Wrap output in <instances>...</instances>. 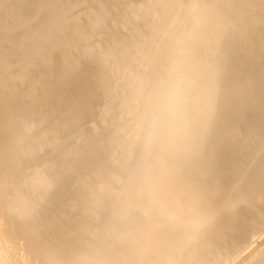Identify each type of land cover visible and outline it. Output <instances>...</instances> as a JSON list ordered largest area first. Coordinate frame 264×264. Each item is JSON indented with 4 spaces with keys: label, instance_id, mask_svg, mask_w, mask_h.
Masks as SVG:
<instances>
[{
    "label": "bare ground",
    "instance_id": "bare-ground-1",
    "mask_svg": "<svg viewBox=\"0 0 264 264\" xmlns=\"http://www.w3.org/2000/svg\"><path fill=\"white\" fill-rule=\"evenodd\" d=\"M70 1L0 0V264H231L240 255L239 251L246 252L240 250L238 237L246 235L245 241H251L264 227V62L257 63L258 58L264 55V49L255 52L259 44L264 47V27L256 30L259 33L257 39L249 40L246 47L241 45L244 34L264 21V0H246L244 4H240L242 0H209V10L202 7V0H168L176 6L197 9L194 19L187 23L190 28L188 41L175 43H178L175 53L180 56L175 67L183 66L176 69L183 75L187 90L192 84L188 92L194 101L204 94V99H207L201 109L203 115L190 117L185 125L175 124L168 115L164 118L165 114L158 117V125L154 128H180L185 135L190 134L192 142L189 145L177 142L171 165L159 168L153 181L148 176L131 180L125 198L127 202L121 208L112 207L110 200L125 176L123 165L118 169L113 167L116 165L112 159L113 149L108 151L112 165L103 163L98 157L94 160L96 167L93 172L76 174L71 182L66 181L57 189L52 188L50 178L25 180L23 176L25 170L21 162L30 161L26 162L27 170L35 161L32 156L36 143L53 139L54 132L47 126V121L55 107L61 108L60 100L55 107L50 104L43 111L33 107L35 89L31 90L30 86L29 94L20 96L24 79H34L25 55L30 49L55 51L74 41L82 43L79 42L80 37L86 32L77 34L70 30L71 21L63 22L66 12L62 8L69 7ZM75 1L73 6L83 7L81 2L86 0L78 1L82 6ZM117 1L121 6L124 3V0ZM129 2L125 0L128 6ZM254 2L260 4L262 12H250L255 9ZM109 5L110 0H105L100 1L97 7L91 6L93 13L87 9L90 11L87 14L99 16L101 20L98 23L94 18L90 21L96 23H90H101L100 27H103L107 17L117 19L118 15L122 17L125 14L119 10L115 16ZM239 8L241 11L237 13ZM77 13L75 17L80 11ZM144 13L139 12L138 16ZM159 15V18L157 15L153 18V33L160 37L174 33L176 15L171 18ZM84 21L75 19L72 22L80 23L77 28L83 30L88 24ZM126 21L128 26L136 23L133 18ZM202 22L207 23L210 29L203 27ZM219 24L222 30L215 33ZM63 26L68 30L62 31ZM105 26L110 28L111 25ZM112 27L113 32L117 30L114 25ZM96 28L98 26L94 27V32ZM100 33L95 34L98 36ZM105 38L99 42L107 41ZM106 41L103 44L106 45ZM78 43L77 48L80 47ZM10 46L17 47L18 54L22 56H15ZM94 53L91 55L97 54ZM79 57L78 50L77 56L66 64L68 74L58 83L59 86L88 75ZM258 64L263 67L258 68ZM156 90L158 92L147 101L157 107L162 105V94L165 97L171 93L167 85L159 84ZM47 92V89H41L45 96ZM60 94V91H55L52 96L57 98ZM219 94H226L219 101L223 105L221 117L233 123L236 116H229L227 112L243 107L245 112L237 116L240 120L245 116L251 119L245 122L244 129L236 130L233 135L230 129H219L215 120L213 109L216 103L213 98L217 99ZM153 116L154 112L149 113L144 106L140 119L135 123L148 118L150 121ZM246 134L247 140H241ZM150 136L147 130L139 134L141 142L145 143H150ZM163 136L159 144L163 146L161 155L164 157L171 144L162 139ZM222 138L227 141L223 145L227 146L226 152L231 153L230 156L213 154L212 143ZM75 150L82 158L87 156L83 144L76 145ZM222 157L225 161L221 160ZM122 160H126L125 155ZM194 172L199 173L195 178L192 177ZM113 179L117 183H111ZM192 179H195L194 184ZM105 180L110 184L101 195ZM35 181H40L41 186H36ZM27 193L28 198L25 199ZM42 195L51 209L39 219L34 209L36 211L38 205L36 198ZM25 201L30 202V210L25 207ZM256 216L260 222L254 223L251 219H257ZM22 217L36 220V228L18 221ZM38 226H42L44 237L38 233ZM39 246L46 248L33 251ZM263 247H257L261 248L257 252L252 249L255 255L248 250L246 254L252 255L250 260L247 261L245 254L246 262H243V256L239 260H243L242 264H264Z\"/></svg>",
    "mask_w": 264,
    "mask_h": 264
},
{
    "label": "rangeland",
    "instance_id": "rangeland-1",
    "mask_svg": "<svg viewBox=\"0 0 264 264\" xmlns=\"http://www.w3.org/2000/svg\"><path fill=\"white\" fill-rule=\"evenodd\" d=\"M71 1L70 5L72 6V9L74 7L75 13L78 11H80V13L82 11V13H79V15L75 17L78 13L75 14L74 10L69 9V7L71 8L70 5L69 7L62 8L66 12L63 22L69 23L71 21L69 25L70 30L76 31L77 34L86 32V34L83 35H87V37H80L79 40V42L82 41L83 44L80 42V45L78 41H76V43L74 41L75 44L73 42H71L73 44H70L74 45L73 47L66 45L62 50L55 51L48 50L39 52L36 49H30L25 55L28 66H31V70H33L34 79H24V83L22 82L21 84H24L21 88L23 92L20 96L23 97L25 93L29 94L28 88L30 86L31 90L35 89L34 98L36 104L33 101V107L43 111L47 105L53 104L55 107L56 102L60 100L61 105L59 107L61 108L55 107L54 113L47 121V126L50 129H53V139H51L50 142L36 143V148L33 150L35 156H32V159L35 161L34 163H31L32 166L27 170L26 162L30 161L23 160L21 162V165L25 170V172L23 171V176L25 180H29L32 177L35 180H45L46 178H50L51 183H53L52 188L57 189L59 185L64 184V182H71L76 174L83 175L86 171L93 172L96 167L94 160L98 157L100 160H103V163L112 165V163L109 162L108 151L113 149L114 154L112 155V159L116 162V165H113V167L116 166L115 168L118 169L123 165L125 169L122 172L125 176L123 178L124 181H120L118 191L115 195L111 196L110 200L112 207L121 208L122 205L127 202L125 198L127 197V190L131 180H138L148 176L149 179L153 181L154 175L159 168L164 165H171L175 153V144L183 141L189 145L192 142L189 137L190 134L185 135V131L180 128L174 129L169 126L168 127L172 130H167L163 127H161L160 130H157L159 126L154 128L158 125L156 122L158 117L165 114L164 118L168 115L175 124L178 122L181 125H185L190 117L197 118L198 116L203 115L201 109L204 107L203 102L207 99H204L206 95L203 92L204 95H201L202 97H198L194 101L193 96L188 92L192 87V84L188 85L187 90V86L184 85V82L182 81L183 75L179 73L178 69H176L182 68L183 66L178 65V67H175V62L180 57L175 53V46L178 44L175 43L179 40L180 42L188 41L190 28L187 27V23L194 19L197 9L195 7H186L185 5L176 6L174 2L171 3L168 0H128L130 1L129 6L126 4L128 2L125 3L124 0L123 7L121 4H119L120 6L117 4L119 3L118 1L115 2L116 0H110V11L115 15L118 12L120 13L119 10H123L121 11V14L125 12L126 16L125 14H122L125 16H122V18L117 14L118 16L115 15L117 16V19L116 17L113 19L112 16L107 17L106 21L103 23V27H100L101 23L99 25H94L98 22L99 16H93V14L91 16L87 14L90 12H87V9L91 10V13H93L91 8L94 6L97 7L96 5H100V1L105 0H94V3L93 0H90L91 2H88L90 6L87 3L88 0H84L85 2H81L83 3V7L73 6L72 3L74 0L72 3ZM76 1L75 4L78 6L81 5L78 4L81 0ZM208 2L209 0H202V7L206 10H209ZM245 2L246 0H242L240 4H244ZM91 3L94 5L92 6ZM87 5L88 8H85ZM259 5L260 4L257 2H254L253 7H255V9L250 12H262V8L259 7ZM66 8L67 11L65 10ZM240 11L239 8L237 13ZM126 12H128L129 15H127ZM139 12L145 13L138 16ZM159 13L167 18L176 15L177 23L174 29L175 32L173 31L174 33L163 35L162 37L156 32L153 33L154 30L151 29L153 18H155L156 15L157 18H159ZM72 18L73 20H85L84 23L87 21L86 23L88 24L86 25H89L88 27L91 26L90 29H87V26L83 29L84 31L82 28H77L80 23L72 22ZM94 18L96 22L93 20V22L90 21ZM127 18H133L136 22L134 26H128L129 23L125 24L127 23ZM123 21L125 22L123 23ZM90 22L95 23L92 24ZM99 22H101V20H99ZM89 23L94 27L98 26L99 29L96 28V31L94 32V27ZM105 25L111 26L109 28ZM112 25L115 26V29L117 28L114 32L112 30V28H114ZM201 25L210 29L205 22H202ZM263 27L264 21H261L260 24L258 23V27H254L246 32L241 40L242 48L247 46L249 40L257 39L259 33H257L256 30ZM92 28L93 33L91 32ZM107 28H109V30ZM30 30L32 31L33 28L30 27ZM66 30H68V28L63 26L62 31ZM221 30L222 27L221 24H219L215 33H218ZM90 32L94 36H92ZM98 32H101L102 34L100 33L97 36L96 34ZM103 32L107 34L108 38L107 36L106 38L104 37L106 34ZM103 37L108 41L105 40L107 42L106 45L103 44L105 41L101 42L102 44L99 42L100 40H104ZM83 40H87V42L84 43ZM77 43L78 46H80L79 48L76 46ZM193 46L194 44H192V47ZM262 48L264 49L263 45L259 44V49L255 52L258 53L263 51ZM10 49L15 56H22L18 54L17 47L10 46ZM78 50L80 54L79 58L81 60L80 63L86 67L85 69L88 72V75L78 77L75 81L65 82L59 86L58 83L68 74L66 64L72 58L77 56ZM92 52L97 54L91 55ZM96 56H99L100 58H97ZM218 56L222 58L223 54H219ZM263 56L264 55H261V57L258 58L259 60H257V63H261L262 60L264 62ZM261 64H258L257 67L260 68L264 66V63L262 64L263 66H261ZM159 84L167 85L171 94L170 96L165 97L162 94V105L156 107L154 104L149 103L147 99L158 92L156 88ZM41 89H47L49 91L47 92L48 95L45 96L42 94ZM55 91H60L61 93L57 98H53L52 96V94L55 95ZM138 91L142 93L137 94ZM225 97L226 94H219V96L216 97L217 99L213 98V101L216 103L213 111L216 115L215 120L217 124H219V129H230L232 131L231 134L233 135L236 130L244 129L245 122H250L251 119H247L246 116L242 117L243 120L239 119L240 117L237 115H243L245 112L243 107H236L233 111L229 110L227 112V115L229 116H236L233 123L232 121L225 120V118L221 117L219 114L220 111L223 110V105L219 101ZM144 106H147L149 113L154 112L153 119L149 121L148 118L137 124L135 121L140 119V114L144 109ZM237 118L238 120H236ZM143 130H147L151 134L150 143L141 142L139 134ZM162 135H164L162 139L169 141L171 144L170 150L165 153L166 156L164 157L161 155L163 146L162 144H159ZM246 137L247 134L246 136L244 135L241 140H247L248 137ZM218 141L219 142L212 143L214 156L219 154L228 155L229 153L226 152L227 146L223 145L227 141H225L224 138ZM78 144L84 145V148L87 151L86 157L82 158L81 155L76 152L75 146ZM124 155L126 156V160H122V156ZM154 157H158V159L153 160ZM27 159H29V157ZM223 159H225L224 157H222L221 160L225 161ZM227 163L228 162L225 164ZM198 174L199 173L196 174L194 172L192 177L195 178ZM110 182L117 183L114 179L110 180ZM35 183L36 186L39 187L42 184L40 181H35ZM104 183H106V180L103 184ZM191 183L194 184L195 179H192ZM107 184L110 183H106L102 187L101 195L104 194L107 189ZM30 188L33 190L32 187ZM50 191H52V189ZM27 198L28 193L25 196V199ZM36 200L35 201L38 205L36 206V211L34 209V212H36L37 218L40 219L43 215L50 212L51 206L44 195L39 198L37 197ZM27 201H25V207H29L28 210H30L31 206L28 204L30 202ZM255 218H257H253L255 221L253 219L251 220L252 222L257 223L260 218L259 216H256ZM18 221H21L26 226L30 225L35 228L37 226V221L28 217H22ZM41 227L42 226H38V229L40 230L38 233L42 234L44 237L45 232L42 231ZM262 229L264 230V227ZM263 230L261 232L262 235L260 232H256L255 234L261 236L258 237V235H255L254 239H251V241H245V234V236L241 235V237H238V239L241 240L240 247L242 248H240V250L242 249L246 252L239 251L238 254L240 255L237 256L231 264H242L243 260L239 259L242 258L243 254L246 256L249 253V250L252 251L250 252L252 255H255L257 250L261 249L257 247H263L262 244L264 245V240L260 241V239L264 238ZM252 240H256L254 241L256 244H253L254 242ZM259 241L263 242L260 243ZM43 245L46 246L44 242ZM45 248L46 247H44V249ZM44 249L42 246H39L38 249L36 247L33 251H44ZM252 249H255L256 252H253ZM251 254L247 255L248 257L246 256L248 258L247 261L251 259ZM242 259H244L243 262H246L245 257Z\"/></svg>",
    "mask_w": 264,
    "mask_h": 264
}]
</instances>
